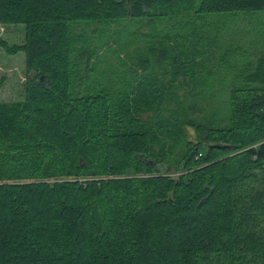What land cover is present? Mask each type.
Masks as SVG:
<instances>
[{"label": "trees", "instance_id": "1", "mask_svg": "<svg viewBox=\"0 0 264 264\" xmlns=\"http://www.w3.org/2000/svg\"><path fill=\"white\" fill-rule=\"evenodd\" d=\"M263 10L264 0H0V24L26 29L24 43L0 45L24 52L27 72L24 99L0 101V264H264V54L221 101L227 126L203 123L208 103L186 97L201 90L180 79L183 66L178 89L115 95L73 94L71 71L83 54L73 28L193 11L176 36L193 39L199 68V36L219 59L232 50L202 27L207 17Z\"/></svg>", "mask_w": 264, "mask_h": 264}, {"label": "rangeland", "instance_id": "2", "mask_svg": "<svg viewBox=\"0 0 264 264\" xmlns=\"http://www.w3.org/2000/svg\"><path fill=\"white\" fill-rule=\"evenodd\" d=\"M191 12V15L195 14ZM191 12L185 15L124 18L111 24L102 21L97 23V31L86 29L83 34L73 28L72 34L82 40L83 54L78 53L72 58V93H135L138 88H147L146 85L152 82H156L155 86L178 89L181 86L174 83L175 72L183 66L184 72L178 75L180 79L183 80L184 76L187 81L194 78L199 84L196 89L201 90L196 95L187 94L186 97L202 99L208 103L209 108L204 111L203 123L213 120L214 126L229 125V108L226 114L222 113L220 103L230 99L231 89L243 82L244 76L254 70L258 58L264 54V10L225 12L234 18L224 23L222 20L216 23L212 16L207 17L202 27H209L211 37L218 36L221 40L229 41L232 50L219 59V53L214 54L212 48L209 50L205 46L203 41L206 38L199 36L202 43L197 48H203L204 51L199 68H195L191 59L195 50L193 39L186 38L183 41L176 36L182 23L192 21V17L188 18ZM217 29L224 37L220 36ZM25 31L23 24H0V37L10 45L24 43ZM167 36H171L176 44L185 45L182 56L177 57L174 51H170ZM147 58L149 61L144 62ZM174 58L180 59V63H175ZM25 64L24 52L9 54L0 45V80L3 79L0 101L24 99L27 77ZM195 73L198 74L194 75ZM150 74L156 76L150 77ZM183 88L192 87L184 85ZM220 115L223 116L219 117ZM186 139L193 142L199 140L194 128L190 127L189 131L186 129ZM185 144L182 142L179 149L172 154L175 161L181 158ZM172 169L174 171L173 167Z\"/></svg>", "mask_w": 264, "mask_h": 264}, {"label": "water", "instance_id": "3", "mask_svg": "<svg viewBox=\"0 0 264 264\" xmlns=\"http://www.w3.org/2000/svg\"><path fill=\"white\" fill-rule=\"evenodd\" d=\"M228 145H221V144H214V145H211V147H217V148H225L227 147Z\"/></svg>", "mask_w": 264, "mask_h": 264}]
</instances>
